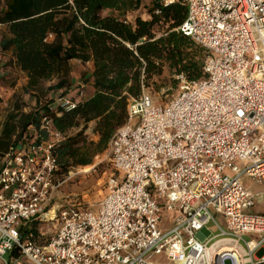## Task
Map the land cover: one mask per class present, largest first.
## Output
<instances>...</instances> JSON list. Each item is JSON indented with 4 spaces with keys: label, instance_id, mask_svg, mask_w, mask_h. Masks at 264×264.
I'll list each match as a JSON object with an SVG mask.
<instances>
[{
    "label": "built area",
    "instance_id": "obj_1",
    "mask_svg": "<svg viewBox=\"0 0 264 264\" xmlns=\"http://www.w3.org/2000/svg\"><path fill=\"white\" fill-rule=\"evenodd\" d=\"M178 2L180 32L208 53L204 78L179 77L163 105L145 89L129 102L108 143L114 173L95 211L58 203L54 152L64 137L50 121L41 126L46 141L2 154L0 264H264L255 257L264 215L253 212L264 193L243 184L264 182V0H163ZM77 103L59 97L54 111ZM41 223L55 233L39 244ZM33 226L36 240L22 232Z\"/></svg>",
    "mask_w": 264,
    "mask_h": 264
},
{
    "label": "trees",
    "instance_id": "obj_2",
    "mask_svg": "<svg viewBox=\"0 0 264 264\" xmlns=\"http://www.w3.org/2000/svg\"><path fill=\"white\" fill-rule=\"evenodd\" d=\"M130 13L137 14L132 23L127 22ZM184 18L181 2L165 6L163 0H0V53L10 54L26 77L28 91H37L43 82L55 83L49 91L63 92L67 98L72 86L69 63L74 60L92 63L94 90L70 112L54 111L50 99L27 114L9 116L0 156L34 137L37 143L46 141L48 135L41 130L46 119L64 137L54 152L56 178L71 168L91 165L127 123L129 102L165 71L174 72V85L179 77L188 82L204 78L208 53L180 32ZM90 123L96 143L82 136ZM80 125L82 131L67 136ZM34 228L22 232H32L36 240Z\"/></svg>",
    "mask_w": 264,
    "mask_h": 264
},
{
    "label": "rangeland",
    "instance_id": "obj_3",
    "mask_svg": "<svg viewBox=\"0 0 264 264\" xmlns=\"http://www.w3.org/2000/svg\"><path fill=\"white\" fill-rule=\"evenodd\" d=\"M4 56V54L0 53V85L2 86V98L0 99L1 151L5 150L3 144L6 143V139L2 137V130L4 129V125L8 121L9 116L18 117L22 113L27 114L38 107L45 106L50 99L56 100L64 95L63 92H50L49 87L53 86L55 83L47 82L41 83L37 91H28L26 89L27 80L25 76L13 66L11 57L7 60L6 56ZM75 71L77 75L74 78L80 80L82 83L88 81V78L85 79L90 72L88 67L85 66L82 71L79 69H76ZM174 80H177L174 72L165 71L163 76L156 80L155 84H151L145 88V91L149 92L156 104L163 105L173 99L178 93L180 81L174 85ZM76 89L70 87L69 93L66 95L67 98L74 101L83 100L82 91L76 92ZM37 102L39 103V106L37 105ZM82 129L83 126L80 125L78 128L70 130L67 133V136L73 137L82 131ZM93 129L94 124L90 123L85 130H83L84 133L82 136L87 138V142L96 143L98 141L97 135L93 134ZM113 173V167L109 160L108 150L106 149L102 154L93 157L91 165L71 168L63 177L58 176L59 182H63L58 191V203H62L64 206L75 205L83 209H89L92 211L97 210L100 202L105 196L106 181ZM243 184L250 187L253 194L264 193V182H262L261 185H258L249 179H244ZM253 212L264 214V200L259 206H256L253 209ZM161 215L163 219L165 217H170V215L164 212H162ZM37 228L39 229L38 232L44 234V237H42L41 240H37V243L39 244L49 239L55 233V227L50 223H41ZM166 228H170L168 223H166ZM244 239L249 240V237L247 236ZM262 251L264 250L256 252L255 257H262L264 255V252ZM261 253L263 255H261ZM9 257V255H5L3 260L8 262ZM155 261L159 264L165 263L163 257L156 258ZM22 264L30 263L22 262ZM225 264H230V262L226 261Z\"/></svg>",
    "mask_w": 264,
    "mask_h": 264
},
{
    "label": "crops",
    "instance_id": "obj_4",
    "mask_svg": "<svg viewBox=\"0 0 264 264\" xmlns=\"http://www.w3.org/2000/svg\"><path fill=\"white\" fill-rule=\"evenodd\" d=\"M137 15L135 13H130L128 14L127 16V22L129 23H132V20L134 18V16ZM6 56V59L9 60L10 59V56L9 54H4ZM4 56V57H5ZM5 61V60H3ZM14 66V64H13ZM88 67V69L90 70L89 74H88V77H86L85 79L88 78V81H86V83H82L80 82V80L74 78L76 77L77 73H76V69H79L80 71L84 70V67ZM15 67V66H14ZM69 67H70V78H71V84H72V88H77L76 89V92L77 91H82V94H83V100L85 99H88L90 98L93 93H94V90L92 88V78H91V73L93 71V66H92V63H87V64H82L80 63L79 61H71L69 63ZM16 68V67H15ZM17 69V68H16ZM18 70V69H17ZM19 71V70H18ZM20 72V71H19ZM21 73V72H20ZM22 74V73H21ZM24 75V74H23ZM25 76V75H24ZM80 76V75H79ZM26 78V77H25ZM80 79V77H79ZM78 102V101H77ZM260 214V213H259ZM264 215V214H262Z\"/></svg>",
    "mask_w": 264,
    "mask_h": 264
},
{
    "label": "bare ground",
    "instance_id": "obj_5",
    "mask_svg": "<svg viewBox=\"0 0 264 264\" xmlns=\"http://www.w3.org/2000/svg\"><path fill=\"white\" fill-rule=\"evenodd\" d=\"M262 252H264V251H262ZM260 255V254H259ZM261 255H263L262 253H261Z\"/></svg>",
    "mask_w": 264,
    "mask_h": 264
}]
</instances>
